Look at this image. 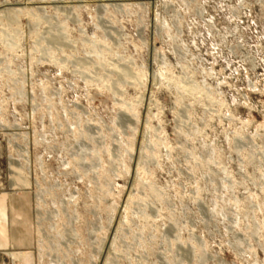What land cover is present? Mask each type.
Returning <instances> with one entry per match:
<instances>
[{"label": "rangeland", "instance_id": "1", "mask_svg": "<svg viewBox=\"0 0 264 264\" xmlns=\"http://www.w3.org/2000/svg\"><path fill=\"white\" fill-rule=\"evenodd\" d=\"M0 264H264V0H0Z\"/></svg>", "mask_w": 264, "mask_h": 264}]
</instances>
